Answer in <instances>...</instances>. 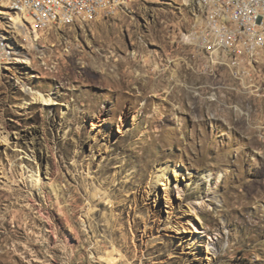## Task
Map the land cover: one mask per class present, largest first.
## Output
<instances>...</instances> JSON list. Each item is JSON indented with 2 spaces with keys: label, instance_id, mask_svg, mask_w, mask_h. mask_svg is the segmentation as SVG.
<instances>
[{
  "label": "rangeland",
  "instance_id": "obj_1",
  "mask_svg": "<svg viewBox=\"0 0 264 264\" xmlns=\"http://www.w3.org/2000/svg\"><path fill=\"white\" fill-rule=\"evenodd\" d=\"M186 2L4 22L0 264H69L65 241L80 264H264V53L244 77L214 64Z\"/></svg>",
  "mask_w": 264,
  "mask_h": 264
},
{
  "label": "bare ground",
  "instance_id": "obj_2",
  "mask_svg": "<svg viewBox=\"0 0 264 264\" xmlns=\"http://www.w3.org/2000/svg\"><path fill=\"white\" fill-rule=\"evenodd\" d=\"M13 1H25V0H13ZM130 1L131 0H120L117 8L111 9V7H109V0H100L98 12H96L95 14H93V12H80L77 15H71L67 11L59 12V8H52V15H54L53 17H37L36 5H29V7L25 9L17 8L16 11L12 12V11H8V0H0V55L2 56V61H0V64H3L6 61V59L12 55L11 44L9 43L8 38L2 27L4 22L7 19H9L8 18L9 16L11 17L10 19H13L12 17L16 16L24 20L25 22H28L33 26H36L40 30H46L58 26L60 24L77 25L81 23H87L92 20H97L98 18L101 17L104 18L114 17L118 15L121 11H126ZM207 2H212V6H207ZM186 3L189 6L191 5V9H193L195 14L198 13V16L201 17V20L205 19V17H208V22H211L205 25L206 37H213L216 34L225 31V33L231 34L230 43L241 42L243 47L253 48V53H262V54L264 53V41H260V39L257 36L252 35L248 30H244L243 21H236L233 17L228 16L222 11H217V7H221L222 0H187ZM251 7L256 8L257 15H264V7H260V0H251ZM236 13H237V18L250 17V10H243V6H236ZM260 34H264V27H260ZM200 43L208 51V54L213 55L214 47L218 46V38H204L202 39V41H200ZM222 52L233 53V45L222 44ZM258 59L259 58H257V61ZM216 61L219 63H226L227 54H216ZM236 72L242 73L243 71L236 70ZM142 79L143 77H139L136 81L137 83L141 84V85L139 84V88L142 87L153 88L154 84L152 81L150 80L144 81V79L142 81ZM157 85H159V83ZM34 93L36 95V98L43 99L47 104L55 103L54 97L51 95L48 96L47 94L38 91ZM98 119L106 120V118H102V117H99ZM92 123L94 122L92 121ZM123 132H125V130H123ZM159 179H161V176ZM159 182L161 183L162 180H159ZM9 189L11 190V192L9 190L8 194L19 192L18 188H13L12 186H10ZM45 209L47 212H50L49 207H47L46 205L45 206L42 205L40 207V211H42V213L44 212ZM61 211L63 213L66 226L71 227L70 236H68L67 238L71 237L72 235H75L79 238L83 237V235L85 234L84 231L81 228L73 225L75 218L73 215H71L72 213L71 214L67 213L66 206L63 205L61 207ZM50 222L52 223V225H54L52 220ZM181 225L182 228L179 229H182V231L180 230V232L182 233L187 232L184 223H182ZM98 227L102 228L101 225L96 226V228ZM108 230L109 229L106 228V231ZM148 232H149V228H147L146 231L144 230V235L141 237V239H143L146 235H148ZM189 239L194 241L195 236L190 235ZM82 241L84 240H81L80 243ZM209 241H213V239L210 238ZM107 242L108 240L107 238H105V240H103V243L106 244ZM83 243H85V241ZM192 246H194V244ZM209 246H210L209 252H213L212 250H214L215 248L212 247L211 245ZM61 248H62L61 253L65 254V257L67 256V262L69 264L81 263L80 261H78V259L83 258L82 251L84 250V248L81 244L75 246V245H70L69 242L65 241L64 245ZM112 254L113 253L110 252L107 254V256L110 257ZM194 257H197L195 259H198L199 256L195 254Z\"/></svg>",
  "mask_w": 264,
  "mask_h": 264
},
{
  "label": "built area",
  "instance_id": "obj_3",
  "mask_svg": "<svg viewBox=\"0 0 264 264\" xmlns=\"http://www.w3.org/2000/svg\"><path fill=\"white\" fill-rule=\"evenodd\" d=\"M100 0H25L13 1L8 0V11H16L17 8H27L29 5H36L37 17H53L52 8H59L60 11H67L71 15H77L80 12H98ZM120 0H109V7L116 9ZM207 6H212V2H207ZM236 6H243V10H250V17L237 18ZM260 7H264V0H260ZM201 11V8H200ZM217 11H222L236 21L244 22V30H248L252 35L257 36L260 41H264V34H260V27H264V15H257L256 8L251 7V0H222L221 7H217ZM208 17L196 23V38L200 41L204 38H218V46L214 47V54L207 55L216 65L229 67L234 75V70H242L243 77L251 74L257 58L262 53H253V48L243 47L241 42L230 43L231 34L221 33L213 37L205 36V25H207ZM222 44L233 45V53L222 52ZM205 53V52H204ZM216 54H227V62L219 63L216 61ZM0 61L2 56L0 55Z\"/></svg>",
  "mask_w": 264,
  "mask_h": 264
}]
</instances>
